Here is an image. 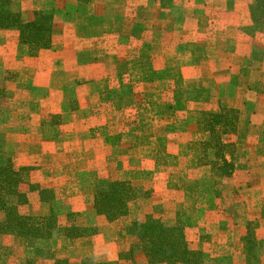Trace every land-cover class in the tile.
<instances>
[{"label": "rangeland", "instance_id": "rangeland-1", "mask_svg": "<svg viewBox=\"0 0 264 264\" xmlns=\"http://www.w3.org/2000/svg\"><path fill=\"white\" fill-rule=\"evenodd\" d=\"M94 1L98 3V0H76L81 7ZM190 1L187 6L191 7ZM254 2L251 0L249 5L250 23L242 29V33L250 37L264 30V24L251 17ZM129 3L135 9L134 15L129 17L135 25L131 34L135 46L129 48L133 57L130 62H125L124 58L119 61L120 77L117 81L134 90V108L135 105L140 108L139 117L143 120H153L156 115H163L168 121L174 115L177 118L188 102H192L189 97L192 89L182 87L174 76L176 48L157 45L147 49L141 44L143 40L153 42L158 35H163L160 31L162 24L166 19L174 20V11L180 7L179 0H128L126 5ZM201 4L202 0H198V5L193 6L199 8ZM12 5L10 0L8 9L18 14L21 24L33 27L25 38H21L19 26L3 29L18 33L15 41L12 37L8 39L7 50L0 51L1 57L10 60L7 67L11 68L14 58L24 51L35 58L41 51L51 49L52 32L61 39L64 23L61 8H65L56 3L54 9L37 10L30 21H24ZM160 10L169 15L165 17ZM197 11L203 14L199 9ZM54 50L60 54L63 52L62 40L54 45ZM262 51V61L257 63L256 70L264 68V47ZM240 56L241 53L232 55L230 61L235 69L241 68L246 73L242 71V76L235 79L231 76L228 80L232 82L230 86H224V81L219 83L216 101L196 112L198 133L195 134L200 135L199 140H193L195 136H192L184 153L187 169L180 175L170 176L167 189L160 185L158 176H98L96 155L71 151L66 143L56 139L60 134L55 127L63 119L75 122L87 117L86 112L78 110L77 96L68 88L70 83L71 89L72 84L83 87L79 80L67 81L59 75L54 80L55 87L61 88V92H69L51 98L58 104L54 106L61 109L38 113L34 111L35 105L39 101L45 105L41 100L45 101L48 96L39 97L37 89L32 92L31 77L22 79L9 70L0 72V171L14 172L20 178L18 193L26 203L17 205L19 214L37 221L48 219L53 223L50 236L46 238L1 237L0 264H264V190L261 189L264 187V158L262 161L256 159V163L254 159L246 160L245 165L240 157L245 150L240 142H234L245 125L251 126L256 116L262 115L261 127L243 134L241 141L246 142L250 137L254 144L258 142L263 147L264 153V78L260 81L254 79V74H249V67H254ZM220 61L214 54L212 66L216 71L225 64ZM95 66L91 78L98 79V70L112 71L113 74L116 71L114 63L112 66L101 64L100 69L98 62ZM218 74L222 77V73ZM238 81L239 86L252 93L244 104L245 111L232 108L224 101L234 87H238ZM63 86L67 89L63 90ZM258 89L262 91L256 93ZM106 97L98 96V101ZM124 98L130 100V108L132 96L120 97L119 101ZM92 114L89 117L96 122L98 115ZM134 117L129 114V119ZM126 123L121 121L108 128L106 133V143L122 149L119 155H130L132 159L133 156L144 157L143 151L147 153L151 145L156 147L153 151L156 158L164 155L160 140L165 135L159 128L154 135L146 133L141 139L137 136L128 142V136L132 135L131 132L138 133L140 125L132 121L135 128L132 129ZM210 140L213 145H209ZM250 152L247 155L256 156L253 149ZM63 166L73 170V174L61 176L59 171L52 170L56 167L64 172ZM76 170L82 172L77 174ZM121 171L119 167L118 172ZM240 185L247 187L242 189ZM123 195L129 196L124 199ZM98 201L105 203V209L111 214L100 212ZM123 204L125 210L120 209ZM120 211L125 214L112 218L113 212ZM149 220L159 221L166 228L167 237L177 234L181 239L175 236L176 240L162 248L146 230ZM110 235H114L117 253H111L106 246ZM176 254L182 256L181 261H175Z\"/></svg>", "mask_w": 264, "mask_h": 264}, {"label": "crops", "instance_id": "crops-1", "mask_svg": "<svg viewBox=\"0 0 264 264\" xmlns=\"http://www.w3.org/2000/svg\"><path fill=\"white\" fill-rule=\"evenodd\" d=\"M191 1L190 5L192 4V6L190 7L187 6L189 0H179L180 7L178 6L174 11V20L166 19L162 24L160 31L163 32V35H158L153 42L143 40L141 44L143 48L147 49L157 47V45L166 49L176 48L174 55L176 69L175 75H172L177 76L182 87L192 89L189 92L192 102H188L186 109L182 110L177 118L174 115V118L169 121L163 115H156L153 120L146 118L143 120L139 117L140 108L136 105L134 108L136 103L133 99L134 90L126 87L125 83L119 84L117 81L120 77L118 76L119 61L124 58L125 62H130L133 57L129 53V48L135 46L131 35L135 25L131 19L129 20V17L134 15L135 9L130 6V3L126 5L128 0H98V3L94 1L82 7L76 0H12V9L18 12L24 21H30L37 10H51L54 9V4H62L65 7L61 8L64 23L61 39L52 32L51 49L41 51L37 57H29L24 51L14 58L11 68L7 67L10 60L0 55V72L9 70L22 79L31 77L32 92L35 93L34 89H37L39 97L48 96L45 101L41 100L46 103L45 105L40 101L38 105H35L36 110L34 111L38 113H53L55 110L61 109L54 106L58 104L55 99L51 98L69 92H61V88L55 87L54 80L58 79L59 75L67 81L79 80L84 84L83 87L79 88L72 84L73 88L71 89L70 83L68 88L72 94L77 96L76 99L79 102L77 106H80L78 110L86 112L87 117L75 122L63 119L64 121L55 127L57 134H60L56 139L66 143L67 148H70L71 151H77L79 154L89 152L96 155V160L98 157V176H110L111 178L112 176L117 177L119 174L143 178L158 176L161 179L158 181L160 185H164L167 189L169 177L173 174L180 175L187 169L184 153L187 144L192 142V136H195L193 140L196 138L199 140L200 135L195 134L198 133L196 112L201 110L204 105H210L216 101L215 95L219 83L224 81L226 82L224 86H230L232 82L228 80H231V76L234 79L242 76L243 70L235 69L230 57L238 56V53H241L240 58H243L244 62L248 60L255 70L257 63L262 61L263 57L264 30L253 37L242 33L243 27L250 23L249 5L251 0H202L199 8L193 6V4L198 5V0ZM197 8L203 14L198 13ZM160 12L165 17L169 15L165 10H160ZM187 15L189 18L186 17ZM17 36L18 33L15 30H1L0 51L7 50L8 39L12 37V40L15 41ZM59 40H62L63 45L61 54L54 50V45ZM91 48H93L92 51ZM198 50L199 52H197ZM214 54H217L222 63H225L221 70L216 71L212 66ZM97 62L98 68L101 64L112 66L114 63L116 71L113 74L112 71L108 73V71L98 70V79L91 78L90 74L93 68L96 69ZM253 69L251 66L249 67V74H254V76L252 75L254 79L260 81L264 78V68L258 67L256 71ZM243 72L246 73V71ZM218 73H222V77ZM88 81L89 83H87ZM237 85L238 87H234L233 92L224 101L232 108L245 111L246 105L244 104L250 99L252 93L245 87L242 88V85L239 86V81ZM62 89L66 90L67 86H63ZM261 91L258 89L256 93ZM20 93L25 94L24 92ZM98 96L107 97L98 101ZM124 96H132L133 101L130 103L132 107L128 106L129 99L124 98L119 101L120 97ZM153 107L155 106L153 105ZM65 109L66 107H63V110ZM92 113L98 115L96 122L92 121V116L89 117V115H93ZM130 113L135 117L129 119ZM261 117L262 115H257L254 123L251 126L245 125L242 134L238 133L234 139V142H240L242 149L245 150L240 155L243 157L240 159L244 164L245 162L247 164L246 160L254 159L256 163V159L262 161L264 158L263 147L258 145V142L255 145L253 143L255 141L250 137L246 142L241 141L244 137L243 134L252 129L256 131L261 127ZM137 118L139 120H136ZM162 118L164 119L161 120ZM124 120L127 122L128 128L135 129L132 121L136 122L135 125H140L138 133L131 132L132 135L128 136V142L137 136L138 139H141V136L146 133L154 135L156 134L155 130L159 128L165 135L160 140L164 148V155L156 158L153 153L156 150L155 145H151L147 153L143 151L144 155L146 154L144 157L139 155L133 156L132 159L130 155L123 157L119 155L122 149L115 145L109 146L106 143V133L108 128L118 125ZM140 120L142 121L140 122ZM93 122L96 124L94 125ZM241 130L239 128V132ZM76 134L79 136L76 137ZM252 149L256 152L255 157L247 155L251 153ZM66 166H63L64 172L56 167H52V170L59 171L61 176L73 174V170H68ZM119 167L122 169L120 173L118 172ZM244 168L246 169V166ZM202 171L205 173L204 169ZM80 172L76 170L75 173L80 174ZM83 172L90 171L84 170ZM155 180L157 182V178ZM240 186L242 189L247 187L246 185ZM261 189L264 190V187ZM106 246L111 253H117L114 235H110Z\"/></svg>", "mask_w": 264, "mask_h": 264}, {"label": "trees", "instance_id": "trees-1", "mask_svg": "<svg viewBox=\"0 0 264 264\" xmlns=\"http://www.w3.org/2000/svg\"><path fill=\"white\" fill-rule=\"evenodd\" d=\"M9 3L10 0H0V30L10 28L12 26H19L21 38H25V34L31 31L33 25H22L18 14H14L9 11ZM250 13L255 22L258 21L264 24V0H255ZM198 145L199 144L196 146ZM209 145H213L211 140L209 141ZM210 167H212V165ZM19 182L21 181L16 173L6 170L0 171V238L4 236L28 239L49 237L53 228V223H51L48 219L37 221L36 219L21 215L17 211V205L21 206L26 203V199L18 193ZM127 196L125 197L123 195V198L125 199ZM3 199H7L6 202L1 201ZM104 204L105 203L102 201H98V208L100 206V212H109L111 214L110 211L105 209ZM123 208L125 210L124 204L121 205L120 209ZM124 214L125 211H120V213L113 212L112 218H118ZM147 224L148 227L146 230H149L150 234L153 235L154 240H158V245L164 249L167 245H169L167 243L171 240H176V238H174L175 236L179 240L181 239L180 236H177V234H170V236L168 235L167 237L166 228L162 226L159 221L149 220ZM153 227H156L157 229L155 228L156 230L154 231ZM173 232L176 233V230ZM181 260L182 256L180 254H176L175 261ZM152 262L156 261L152 260Z\"/></svg>", "mask_w": 264, "mask_h": 264}]
</instances>
